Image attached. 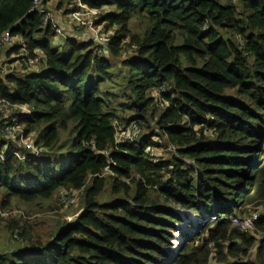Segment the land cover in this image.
Instances as JSON below:
<instances>
[{
    "label": "trees",
    "instance_id": "trees-1",
    "mask_svg": "<svg viewBox=\"0 0 264 264\" xmlns=\"http://www.w3.org/2000/svg\"><path fill=\"white\" fill-rule=\"evenodd\" d=\"M82 1L113 31L101 53L73 37L53 44L33 0H0V37L45 55L38 71L0 72V96L33 108L23 123L43 149L0 161V222L21 242L0 264H264V215L258 238L232 223L264 205V0ZM133 122L141 140L117 144L116 125ZM155 135L177 151L153 162ZM64 190L83 193L73 221L10 211Z\"/></svg>",
    "mask_w": 264,
    "mask_h": 264
},
{
    "label": "built area",
    "instance_id": "built-area-1",
    "mask_svg": "<svg viewBox=\"0 0 264 264\" xmlns=\"http://www.w3.org/2000/svg\"><path fill=\"white\" fill-rule=\"evenodd\" d=\"M76 9L71 11L73 19L82 28H88L94 31L93 40L96 42L97 51L102 52V46L108 45L110 37L113 34L112 30L106 31L103 25H97L96 21L101 16L102 12L98 8L90 7L83 3L82 0H74ZM34 8L44 13L43 22L48 25L50 22L59 35L63 34L59 24L55 22L53 16L45 7L44 0H33ZM19 47V54H22L28 61V64L37 68L33 71H38L41 68L42 62L45 61V55L42 50H35V54L31 55L28 51L27 45L23 37L19 34L15 35L10 30L5 31L0 37V51L9 47L13 50L15 47ZM15 54V53H13ZM13 72V71H12ZM7 72L5 74H8ZM2 74V73H1ZM2 74V75H5ZM171 94V89L162 86L157 88L153 92L155 103L162 109H165L169 105V100L166 95ZM174 97V94H172ZM33 115V108L29 104L13 103L7 98L0 96V131L4 134L6 141L3 139V145L0 149V161L5 160L11 156H15L20 160H26L38 157L42 148L36 145V136L33 133H28L26 126L23 123L25 120L31 118ZM115 141L117 144L124 143H137L144 135L143 129L135 122L127 125L115 127ZM149 139L153 141V145L147 146L146 152L149 158L153 162H158L162 157H169L177 151V148L171 144H168L165 139L159 136H152ZM168 154V155H167ZM190 162L189 160H187ZM76 193L81 191H62L61 201L65 208L73 205L76 201ZM1 212V208H0ZM15 214L24 213L20 210L14 211ZM6 215L7 213H3ZM263 215L260 209H253L243 217H234L232 219L233 225L243 232H251L255 229V222L258 221ZM220 216L213 213L210 216L200 219L202 224H206L208 221H216Z\"/></svg>",
    "mask_w": 264,
    "mask_h": 264
},
{
    "label": "rangeland",
    "instance_id": "rangeland-1",
    "mask_svg": "<svg viewBox=\"0 0 264 264\" xmlns=\"http://www.w3.org/2000/svg\"><path fill=\"white\" fill-rule=\"evenodd\" d=\"M62 3H63V6H62ZM45 7L48 9V11L51 13L52 16L55 14V12H60L64 17L66 16L67 12H71L74 9H76L74 0H49L45 3ZM63 7H65L64 10H59V9H62ZM139 28L140 26H138V29ZM74 31L79 32V36H80L81 32L84 30L75 29ZM68 37H71V36L59 35L57 39L56 38L54 39L53 44L55 45L60 44L63 46L64 39ZM75 37L78 38V36H75ZM10 50L11 48L7 47L0 51V59H2V63L0 65V72L2 74H5L7 72H12V71L18 74H24L27 71H31V70L33 71L37 69L35 67L30 66L28 64L27 59L22 54L18 55V53L16 52H14L15 54H13ZM130 53H132V51L127 50L123 53L121 58L113 59V64L115 66V68L113 67V71H115V73H117V63L121 62L124 58L129 56ZM116 80L117 79H115L113 82L108 83L107 87L113 91H117L116 86H115ZM0 121H1V116H0ZM3 139L6 141L4 134L0 131V140H3ZM61 193L62 191L60 192L58 191L51 200L44 202L40 206L39 205H29L28 207H16L10 211L21 210L26 213V218H27V213H28L31 216L43 218L48 221L49 219H57L58 217H65V218L68 217L69 219L72 218V221H73L82 210L81 207H82L83 193L82 192L76 193L77 201L73 205L67 208H65L64 205L62 204ZM110 197H111V185L110 183H108L105 192L101 196V200L107 201L110 199ZM249 209H260L264 215V205H261L259 207L249 206ZM6 210L8 211L9 209H6ZM4 217L7 218V216H4ZM194 224L196 227H198L197 223H194ZM5 225L6 224L4 222H0V253L16 249L21 244V242L18 241L16 238L17 235H14V234L12 235L8 231H6ZM251 232H252L251 234L254 235L255 237L257 238L259 237L260 233L256 229H253ZM255 249H256V246L254 247V250ZM255 258L256 256H254L253 253L252 255L249 256L250 260H254ZM209 264H216V263L213 259H211Z\"/></svg>",
    "mask_w": 264,
    "mask_h": 264
},
{
    "label": "crops",
    "instance_id": "crops-1",
    "mask_svg": "<svg viewBox=\"0 0 264 264\" xmlns=\"http://www.w3.org/2000/svg\"><path fill=\"white\" fill-rule=\"evenodd\" d=\"M65 7L59 10H64ZM54 20L56 23L59 24L60 28L63 31L62 36L69 35L73 38H76L75 36H78L76 39H80L82 41H92L94 37V31L88 29V28H82L77 24V22L73 19L71 12H67L66 16L64 17L60 12H55ZM75 29H83L84 31L81 32L79 36V32H75ZM2 63V59H0V65Z\"/></svg>",
    "mask_w": 264,
    "mask_h": 264
},
{
    "label": "water",
    "instance_id": "water-1",
    "mask_svg": "<svg viewBox=\"0 0 264 264\" xmlns=\"http://www.w3.org/2000/svg\"><path fill=\"white\" fill-rule=\"evenodd\" d=\"M204 224H202L201 222H199V223H197V226L198 227H201V226H203Z\"/></svg>",
    "mask_w": 264,
    "mask_h": 264
},
{
    "label": "bare ground",
    "instance_id": "bare-ground-1",
    "mask_svg": "<svg viewBox=\"0 0 264 264\" xmlns=\"http://www.w3.org/2000/svg\"><path fill=\"white\" fill-rule=\"evenodd\" d=\"M195 220H196V223H198L197 219H195Z\"/></svg>",
    "mask_w": 264,
    "mask_h": 264
}]
</instances>
